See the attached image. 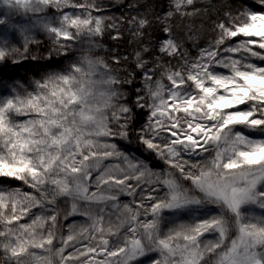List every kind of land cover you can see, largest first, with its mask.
I'll return each instance as SVG.
<instances>
[{"label": "snow or ice", "instance_id": "1", "mask_svg": "<svg viewBox=\"0 0 264 264\" xmlns=\"http://www.w3.org/2000/svg\"><path fill=\"white\" fill-rule=\"evenodd\" d=\"M0 4L36 17L0 18V62L20 52L11 42L17 33L27 58L35 29L54 37L48 59L52 51L71 57L77 42L89 44L88 54L46 73L32 90L0 94V184L21 181L34 190L0 188V264H31L29 258L57 264L53 252L58 264H209L212 257V264H264V11L226 12L215 24V39L194 58L165 27L152 67L143 56L147 48L135 53L144 86L132 104L123 90L132 79H121L91 54L98 47L91 38L105 28L93 15L98 5ZM193 4L173 0L181 15H192L182 8ZM53 8L57 15L49 18L46 10ZM138 23L140 29L148 25L147 19ZM175 57L182 63L173 65ZM137 108L147 117L138 128ZM133 137L144 148L142 158L109 142L131 143ZM150 156L167 168L157 170ZM111 157L123 166L103 165ZM121 195L132 200L121 205ZM62 197L71 205L65 220L79 214L86 223L79 232L68 225L57 248ZM26 216L31 222L20 223ZM206 234L214 238L203 239ZM78 237L89 243L65 254ZM32 249L50 255L39 257Z\"/></svg>", "mask_w": 264, "mask_h": 264}, {"label": "trees", "instance_id": "2", "mask_svg": "<svg viewBox=\"0 0 264 264\" xmlns=\"http://www.w3.org/2000/svg\"><path fill=\"white\" fill-rule=\"evenodd\" d=\"M90 1L99 6L100 12L107 11L114 14L115 27H108V25L112 24L106 22L104 23L105 28L103 36L91 38L99 46L98 52L96 55L94 54V56L102 57L114 72L121 74V79H132V84L124 85L123 88L126 96L132 104L135 102L136 90L143 89L144 86L142 70L135 67V53L147 48V52H144L143 56L145 61L148 62L147 66L152 67L155 62V57L158 54L159 44L167 35L164 32L165 27H169L171 29L172 37L177 43L182 44V51H186L189 58H194L198 55L201 48L207 47L209 42L215 39V24L219 20L225 19L226 12H234V9L239 5H252L258 7L261 5L259 0H194L192 6L182 8V11L193 13L192 15H181L180 12L174 14V12L172 16L167 17L166 15L168 12L175 10L172 0ZM76 2L80 3V0H76ZM194 9H198V11L194 12ZM133 18L136 19L133 20ZM140 19H147L148 21V25L143 29L139 28L138 21ZM130 21H132V23H129ZM138 31H142L143 35H134V33H137ZM117 33L119 34V39H113ZM83 46L84 45H81V43L76 44L73 49V51H76V48H78V54L76 56L79 57L81 55L83 52L81 47ZM52 49H54V46L50 40H39L34 45L29 46L26 54L27 58L23 57L21 61L14 63L12 66L10 62L6 63L10 65L8 68L9 70H7L8 72L5 74L6 78L11 80L20 78V80H22L27 79L29 76L38 77L40 73L44 72L46 74L70 61L71 58L68 59L69 57L57 55L55 51H52V57L51 59H48V54ZM33 57H35V59H33ZM114 57L119 59V63L115 62L113 59ZM171 62L173 65L182 63L180 57L171 58ZM128 73H132L133 76L128 77ZM157 76H159V71H157ZM135 111L137 115L134 127L138 128L147 118L146 109L142 110L137 108ZM112 141L117 143L119 147L124 146L139 157L146 155L144 148L138 147L135 137H133L131 143L119 138ZM149 159L152 160L157 169L162 170L167 168V165L163 164L162 161H157L151 156ZM131 183H134V181ZM185 183L187 184L190 182L185 181ZM16 187L20 188L21 191H32H29L31 188L24 185L21 181L17 183L14 181H8L1 184L0 188L8 189ZM120 200L126 203L131 201L132 197L122 195ZM133 207H135L134 204ZM37 214H40V212ZM81 218H84L82 220L86 222L84 216ZM63 220H65L63 217L61 222L59 220L56 244L59 243L60 234L64 233L65 230L64 224L62 223ZM30 222L31 217L27 218V216L20 221V223ZM78 222H80V220ZM231 235H234V233ZM49 255L50 254L48 253V256ZM51 257L56 261L58 259L54 252L51 254ZM212 258H210L209 262H211ZM0 260H2V254H0ZM30 262L31 264H34L31 259Z\"/></svg>", "mask_w": 264, "mask_h": 264}, {"label": "rangeland", "instance_id": "3", "mask_svg": "<svg viewBox=\"0 0 264 264\" xmlns=\"http://www.w3.org/2000/svg\"><path fill=\"white\" fill-rule=\"evenodd\" d=\"M85 0H80V3H84ZM88 2L91 3L90 0H88ZM173 2V0H172ZM175 9V8H174ZM244 9H250V10H256V11H264V6L260 5L259 7L258 6H250V5H244V6H238L234 9V12H232V14L235 16L238 14V12L244 10ZM69 11H72L71 9H69ZM75 11H82L80 9H76ZM174 14L178 13L176 10H173V11H170ZM0 13H4L5 16H0V18H8L11 22H15L17 20L19 21H26L29 19V17H31V19L35 20L36 17L33 16L31 13H28V14H25L23 12L22 9L20 10H9L8 8H6L3 4H0ZM46 15L49 16V18L57 15V12L56 10L53 8V9H48L46 10ZM93 15H99L103 18L104 20V23L106 22H109L110 24L114 25L115 24V17H114V14L112 12H100L99 10L98 11H93ZM167 16V15H166ZM4 30V26H0V31H3ZM9 35L11 36V33H9ZM33 35L35 36V40L32 41L29 45V46H32L34 45L35 43H37V41L39 40H50L51 43L53 44V39L54 37H50L47 33H45L44 31L40 30V29H35L33 30ZM12 44L19 48L20 49V52L19 53H15L13 55H10L5 61H2L0 62V94H10L12 92V89L13 88H16L18 89L21 93H23L24 89L27 88L29 90H32V88L34 87V81L36 80H40L42 79L44 76H45V73H40V75L38 77L36 76H29L27 79H22L20 80V78H17L16 80H11V79H8L6 78L5 74L6 72H8L7 70H9L8 68L10 67V65L6 64L7 62L11 63V66L14 64L13 62V57H16L17 58V62L18 61H21L24 57V40H23V37L17 33L15 35V38L11 41ZM49 42V41H48ZM78 44H80L81 42H77ZM84 45L83 47H81L83 50V52L81 53V55L83 54H88L85 50L89 47V44L85 41L83 43H81V45ZM53 46L55 47V45L53 44ZM79 47V46H78ZM98 47H95L93 48L92 50V55L94 56V54L96 55V53L98 52ZM80 49V48H79ZM80 50V51H81ZM75 52V55L74 56H71L69 57L68 59H70V61L66 62L64 65H60L59 68H56V69H53V70H59V69H63V68H67V66L69 65V63L73 60H76L78 58V56H76L78 54V48H76V51ZM254 62L259 64L261 63L260 61L258 60H255L253 58ZM16 63V62H15ZM51 70V71H53ZM222 71H226V70H223L221 69ZM49 71V72H51ZM48 73V72H47ZM122 102V101H121ZM26 117H19L18 119H25ZM109 142H113L112 140L109 141ZM122 150L123 149H126L124 146L123 147H120ZM131 152V151H129ZM131 154L137 156L136 154H134L133 152H131ZM137 158H142V157H139L137 156ZM103 165H122V161L120 159H117L116 157H111V158H108L107 160H104L103 162ZM159 170V169H157ZM95 175V173H94ZM8 182V181H7ZM10 182V181H9ZM15 183L19 182V181H14ZM0 187H1V184H0ZM7 188V187H6ZM32 190V191H30ZM91 190L92 191H95L96 188H95V185L93 184L91 186ZM30 192H33V189H29ZM122 197V195L119 197V201L121 203V205H123V201L120 200ZM60 202H58V208L60 209V215H59V220L61 222V219L63 217V219H65V215L68 211H70V202H65L66 201V198H60L59 200ZM110 206V205H109ZM211 207V206H209ZM41 209H38V208H33L32 209V212H36V213H41ZM250 211L253 213V214H256V215H259L261 213V209L259 208H256V207H252L250 209ZM82 216L77 214V215H74V216H69L67 218V220H63L62 223L64 224V233L63 235L66 237L68 234H69V228H68V225H74L76 226L75 228V231L76 232H79V227L81 225H84L86 222H84L82 219L84 218H81ZM27 218H29V216H27ZM81 218V219H80ZM80 220V222H78ZM234 236V235H233ZM214 237L210 234H206L205 237H203V239L205 240H209V239H213ZM78 239V242L75 243V246L74 247H68L66 249V253L67 254L68 252H72V251H75L76 248H83V246L87 243H89L88 240H82L80 239L79 237L77 238ZM230 242V241H229ZM56 247H60V243L56 244ZM32 251H34L37 256L39 257H47L48 256V253L47 252H44L42 249H33ZM58 258V257H57ZM99 258V257H98ZM31 259V258H30ZM214 260V257L211 259V262H209V264H212V261ZM58 261V259H57ZM32 263L34 264H44V261L43 260H37V261H32Z\"/></svg>", "mask_w": 264, "mask_h": 264}]
</instances>
